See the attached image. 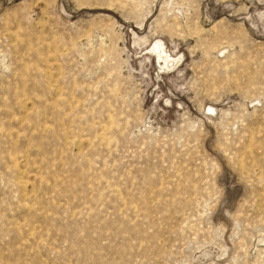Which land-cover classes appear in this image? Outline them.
Returning a JSON list of instances; mask_svg holds the SVG:
<instances>
[{"label":"rangeland","instance_id":"374dc122","mask_svg":"<svg viewBox=\"0 0 264 264\" xmlns=\"http://www.w3.org/2000/svg\"><path fill=\"white\" fill-rule=\"evenodd\" d=\"M0 264H264V0H0Z\"/></svg>","mask_w":264,"mask_h":264}]
</instances>
